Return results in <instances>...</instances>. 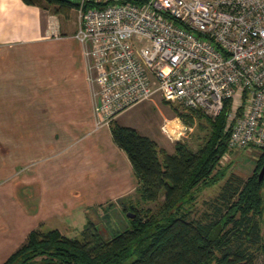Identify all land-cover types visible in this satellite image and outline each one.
Segmentation results:
<instances>
[{
	"label": "crops",
	"instance_id": "0c3cea01",
	"mask_svg": "<svg viewBox=\"0 0 264 264\" xmlns=\"http://www.w3.org/2000/svg\"><path fill=\"white\" fill-rule=\"evenodd\" d=\"M77 28L76 7L50 13L23 0H0V99L26 100L25 108H0V130L26 132L23 140L31 142V148L25 146L27 155L41 148V154L34 155L40 158L35 165L32 158L19 161L10 154L0 166V264L36 227L60 231L62 225L83 226L94 206L117 204L136 192L131 163L111 137L112 120L132 127L118 122L120 113L145 101L154 106L158 101L170 103L175 113L165 114L160 131L168 140L188 131L179 121L180 104L159 93L110 116L97 115L98 99L88 79L83 45L75 37ZM66 38L82 46V73L75 69L71 74V63L58 65V58L71 55ZM60 68H68L65 75ZM141 134L162 147L156 138Z\"/></svg>",
	"mask_w": 264,
	"mask_h": 264
},
{
	"label": "built area",
	"instance_id": "2783aa9c",
	"mask_svg": "<svg viewBox=\"0 0 264 264\" xmlns=\"http://www.w3.org/2000/svg\"><path fill=\"white\" fill-rule=\"evenodd\" d=\"M76 11L101 118L159 93L214 119L230 98L219 162L264 149V0H78Z\"/></svg>",
	"mask_w": 264,
	"mask_h": 264
},
{
	"label": "trees",
	"instance_id": "16d2710c",
	"mask_svg": "<svg viewBox=\"0 0 264 264\" xmlns=\"http://www.w3.org/2000/svg\"><path fill=\"white\" fill-rule=\"evenodd\" d=\"M23 1L39 6L43 1L55 12L78 5V0ZM230 104V98L224 100L214 119L200 110L191 111L210 130L196 150L177 141L169 153L135 128L112 120L111 137L131 163L138 199L159 202L157 209L139 207L127 195L118 205L108 204L120 207L125 215L124 224L113 222L116 229L108 238L91 219L75 237L58 229H33L2 264H255L258 256L264 264V178L257 177L264 149L247 179L230 174L208 210L193 216L195 190L225 177L219 160L228 150L225 126ZM192 115L178 112L186 124H192Z\"/></svg>",
	"mask_w": 264,
	"mask_h": 264
},
{
	"label": "rangeland",
	"instance_id": "374dc122",
	"mask_svg": "<svg viewBox=\"0 0 264 264\" xmlns=\"http://www.w3.org/2000/svg\"><path fill=\"white\" fill-rule=\"evenodd\" d=\"M41 7H43V10H46L47 12L54 11V6L47 5L45 2L41 1ZM64 44L67 46L68 49H70L71 55L68 57L61 56L57 59L58 65L61 64L63 66L64 62L71 63L73 65V68L71 69V74L76 69V74L82 73L83 69L81 66L83 65V57H82V46L78 41L75 39L66 38L64 41ZM66 50V47H64ZM69 52V50H68ZM68 68H60V73L62 75L66 74V71ZM84 72V71H83ZM26 98V97H25ZM26 100L23 99L22 102L18 101L16 98L11 99L10 97H7V99H0V108L1 109H9V108H25ZM31 104L32 101H31ZM37 105V104H33ZM39 105H41L39 103ZM178 112H185L190 115H192V112L186 111L183 109V107L177 106L176 107ZM174 105L166 102H160L158 101V105L154 106L153 104H150L149 102H141L133 105L129 109L123 111L118 116V122L130 125L134 128H137V130H140L141 133H145L149 135L150 137H154L157 139L158 143L162 145L163 150L167 152H172V145L176 141L184 142L189 148L192 150H196L198 147L204 144L205 140L209 136V124L200 118H197L196 116L192 117V124H186L183 119L180 117L179 121L184 126H186L188 131L181 132V138L178 140H168L167 136L160 131V125L161 122L165 116L174 114ZM41 116H37L39 118ZM12 119H14V116H12ZM17 121V120H14ZM168 131L170 133H173L172 130L167 127ZM189 128V129H188ZM10 130H0V166H2V162L4 160L8 161L12 154L15 158H17L19 161H28V159H31L33 164L35 165L38 163L39 156L38 153L41 154V148L36 147L33 148L30 154L27 155L25 152V146L28 145L27 148H31V145L29 140L24 141L23 135L26 134V132H16L15 135ZM12 136L15 137V141L13 142ZM158 146V145H157ZM164 146V147H163ZM166 147V148H165ZM261 149L259 148H239V149H233L228 153V156L226 159L221 160L219 162V169H223L225 172V177L223 179H220L216 184L209 186V187H201L196 192L195 202L193 204V216L198 217L203 212L208 210L209 205L214 197L217 196V194L221 190V186L224 183V180L230 175L233 174L242 180L247 179L253 172V168L256 164V160L258 159ZM24 165V164H20ZM23 167V166H22ZM4 176L6 172H3ZM262 194L264 195V187L262 189ZM130 197H132L133 202H138L139 207L143 208H150L152 211H155L158 207L159 202H140L138 199V194L133 191V193L129 194ZM162 199V197H161ZM107 213V215H103L104 213ZM122 217H125L122 211H120V207L117 206V208L112 205L106 204L105 206L98 207L94 206L89 210L87 213L85 222L88 219L93 220L96 225L99 227L102 235L105 238L109 237V232L115 230V226L113 225V222H116V225L120 224L121 220L124 224V220ZM119 221V222H118ZM85 224V223H84ZM83 224V225H84ZM76 226V227H75ZM73 228H68L66 225H62L61 227L65 228H59L61 229L60 232L66 236L69 237H75L79 235L80 230L82 229V222H78V225H75ZM36 229L46 230L44 227H36ZM261 230L264 231V224L261 222ZM40 256L36 257L35 260H38ZM255 264H262V259L260 256L255 261Z\"/></svg>",
	"mask_w": 264,
	"mask_h": 264
},
{
	"label": "water",
	"instance_id": "95a60500",
	"mask_svg": "<svg viewBox=\"0 0 264 264\" xmlns=\"http://www.w3.org/2000/svg\"><path fill=\"white\" fill-rule=\"evenodd\" d=\"M258 181H261L264 178V161L262 163V166L260 167L258 173H257Z\"/></svg>",
	"mask_w": 264,
	"mask_h": 264
}]
</instances>
